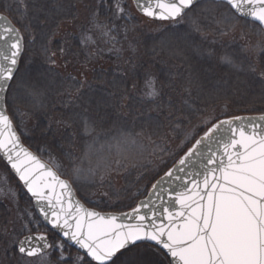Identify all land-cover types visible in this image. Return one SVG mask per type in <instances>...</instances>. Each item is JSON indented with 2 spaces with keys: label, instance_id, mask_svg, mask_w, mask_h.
<instances>
[{
  "label": "snow or ice",
  "instance_id": "6c2138e0",
  "mask_svg": "<svg viewBox=\"0 0 264 264\" xmlns=\"http://www.w3.org/2000/svg\"><path fill=\"white\" fill-rule=\"evenodd\" d=\"M16 3L18 19L22 21L28 5L26 0ZM136 3L145 16L166 22L173 29L187 22L199 32L201 18L210 16L227 29L240 26L242 36L243 29L253 24L258 28L251 31L257 36L264 35V0H143V3L136 0ZM114 6L117 19L122 18L124 7L120 3ZM3 7L9 10L12 5L4 3ZM52 7L58 12L46 16L42 23L54 34L60 27L57 15L61 11L67 15L73 5L68 4L65 11L59 0H52ZM115 27L93 25L102 36L108 37L105 42L116 40L111 35ZM173 29L161 28L159 36L153 39H158L162 46L173 40H188ZM24 41L21 29L0 15V156L36 199L35 207L43 217L29 219L14 239L0 237L5 252L14 249L16 264H28L26 258L37 256L41 264H52L53 253L55 264H264V114L235 116L214 123L211 118L204 120L205 125L211 126L194 143V133L185 132L181 149L187 150L155 181L145 200L128 212L101 214L73 200L72 183L81 179L85 160L89 163L87 171L93 176L100 172L101 181L104 173L111 171V164L102 157L92 166L95 145L101 135L97 127L110 118L107 111L101 115L108 102L103 96L94 95L97 90L91 84L84 90L85 84L70 74L59 81L58 87L63 88L60 94L67 97L63 106L71 109L68 120L77 126L84 147L78 163L68 152L67 164H56L58 169L66 168L72 183L61 179L22 146L23 122L14 124L20 112L16 107L17 94L25 87V78L42 83L46 89L57 83L59 75L51 67L37 66L18 76ZM80 43L88 45L95 41L82 32ZM254 47L264 51V42ZM41 51L46 64L57 63L56 51L47 45H42ZM59 51L62 54L64 49ZM218 60L235 73L256 72L255 65L238 62L235 54H219ZM260 76L264 78V69ZM25 91L34 100L44 94L35 85ZM147 95L153 101L161 95L154 79L148 81ZM148 126L154 130L162 127L158 119L151 117ZM116 133L112 137L115 145L108 147L109 150L116 147L118 154L125 151V146L137 144L138 137L153 142L151 134L146 135L143 128L140 132L117 128ZM140 148L143 149L142 144ZM128 159V155H123L115 163L121 166ZM57 188L61 190L59 193ZM31 225L37 230L50 225L52 239L46 234L33 235Z\"/></svg>",
  "mask_w": 264,
  "mask_h": 264
},
{
  "label": "trees",
  "instance_id": "16d2710c",
  "mask_svg": "<svg viewBox=\"0 0 264 264\" xmlns=\"http://www.w3.org/2000/svg\"><path fill=\"white\" fill-rule=\"evenodd\" d=\"M4 3L10 4L12 7L9 10H5L3 7ZM26 3L28 5L26 16L31 17V15L35 14V11L38 12L41 25L47 16V12L51 11L50 14L53 12V8L50 5L46 7L47 5L45 6L38 2L40 4L38 7V3L33 5L29 0H26ZM59 3L65 8V11H67L66 6L68 4L73 5V7L67 15L62 11L63 15L56 18L60 21V27L55 30L54 36L52 35V43H55V47L58 48L57 63L55 65L45 64V68L51 67L55 73L59 74L56 77L57 83L49 86L41 98L44 110L42 109L40 113L34 114V116H29L27 112H22L21 116L17 115L14 119V124L23 122L25 135H22L21 138L34 152L50 163L61 176H65L67 173L66 168L58 169L56 164L65 163L66 165L65 154L70 150L72 152L77 141L75 140L76 125L68 120L71 109L63 106L62 101L67 99V97L60 94L63 92V88L58 87V83L68 77L69 74L85 84L84 90H87V85L91 84L93 89L97 90L95 93H99L107 100L110 105V109L107 110L110 114L107 123L110 127L113 122L122 120L127 125L126 127L134 129V125L139 120L138 118H141L143 114L149 113L165 121L166 128L160 143L164 142L167 148L178 146V143L174 142L176 134H185V132L203 134L200 127L202 122H195L193 125L186 124V117L181 112V106L190 92L188 91L189 87L184 85L182 82L183 78L180 79V77L193 75L192 71L195 67L198 76L201 77L204 83L208 84V81L213 78L209 79V75L208 77L203 75L206 69L202 64L197 63L194 57L184 54L187 61L170 58L168 57L170 52L167 50L168 48L162 47L158 39H153L159 36L161 28L170 24L152 22L158 29L141 26L140 15L135 10L131 0H59ZM116 3H120L125 9V15L120 19H117L114 6ZM18 8L19 5L16 0H0V12L10 16L19 26L26 40L24 27L28 28V25L25 22L22 25L21 20L17 19L19 15ZM20 11H23V9H20ZM97 23L107 25L109 28L114 24L116 27L111 35H114L116 40L105 42L108 37L102 36L99 30L93 28V25ZM43 26L47 25L43 24ZM89 29H92V31H88ZM241 31L242 29L226 35L223 34L219 38V45L226 48L229 46L245 47L247 44L248 55L256 63L260 55L264 56V51L254 47L258 42L254 44L246 39V35L250 34L248 30H243V36ZM82 32H87L95 43L88 45L80 43ZM60 48L64 49L62 54L59 51ZM26 57L24 52L19 67L20 72H22ZM256 65L260 71H257V77L253 76L254 78H252L253 88L248 91H241L239 95H236V92L233 94L234 98L237 99V104L233 105L231 101L228 102L230 104L228 106H225L226 103L213 105L205 103L199 106L198 110L203 114L208 112L210 117H213L211 121L213 123L217 120L235 116L264 114V78L260 76L261 68L258 64ZM25 69L24 73H30L34 68L26 66ZM162 72L166 75L164 78H161ZM223 74L225 73L223 72ZM152 79L155 80L156 87L161 92V95L154 101L147 95L148 81ZM218 79L219 76H216L215 81ZM113 81H121L124 86L121 87L120 85L118 90L114 89ZM108 93L112 95L109 96ZM131 101H135L134 103L136 104H131ZM226 108L232 111L229 114H224ZM137 116L138 118H136ZM65 121H67V124ZM68 124H71V127ZM109 126L108 129L110 128ZM209 126H211L210 123L207 127ZM101 131L105 130L102 129ZM195 139H193L194 142ZM158 155H151L149 157L150 161L160 162L158 161ZM1 162L2 160L0 159V165L3 163ZM3 165L6 166L4 163ZM6 168L8 169L7 166ZM164 172L156 178L153 177V179L155 178L154 180L151 179V176L155 173L149 176H146L145 173L141 174L135 182L143 179L146 181V179L151 177V184L145 186L132 201L127 202L125 205L119 204L116 206L115 202L110 198H104L106 193L102 192V189H98L95 194L101 199L96 204H90L82 196L78 195L84 203L99 211H128L131 210V207H135L141 198L147 195L151 186ZM10 174L14 178L11 179L13 182L12 191L7 192L5 185H0V237L5 239H14L29 219L35 220L39 218L41 220L34 210L32 198L14 175L11 172ZM112 177L109 174L100 183L103 184L106 181L105 186L109 187L113 181ZM137 198L138 200H136ZM30 227L36 232H44L43 234L48 235L52 239V234L47 226H41L38 230L35 225ZM39 259L41 258H26V260L32 262ZM55 259L56 254L53 253L51 256L52 264H55ZM0 264H16L14 249L5 252V247L2 243H0Z\"/></svg>",
  "mask_w": 264,
  "mask_h": 264
},
{
  "label": "rangeland",
  "instance_id": "374dc122",
  "mask_svg": "<svg viewBox=\"0 0 264 264\" xmlns=\"http://www.w3.org/2000/svg\"><path fill=\"white\" fill-rule=\"evenodd\" d=\"M29 1H31L33 5L39 2L40 4H43L45 6L47 5L46 7H48V5L52 7V0H29ZM131 2L133 5L132 0ZM40 4L38 5V7L40 6ZM201 7H203V4H201ZM52 8H53L52 13L58 12L57 8L54 7ZM50 12H47L46 15L48 16ZM34 13L35 14L31 15V17L25 16L23 20L20 21L22 25L25 23L26 25H28V28L24 27V30L26 31V40L24 41L25 42L24 52L26 53L27 57L22 67V72H20L18 76L24 74L26 70L25 69L26 66H30L33 68H36L37 66L45 67L46 64L45 58L41 51L42 45H47L50 50L56 52L58 50V48L55 47V43H52V37L54 36V34L52 33L50 27L43 26V24L41 25L38 18L39 13L36 11ZM62 15L63 12L61 11L59 12V15H57V17H61ZM140 21H141L140 22L141 26L143 25L152 29L153 28L158 29L156 25L152 23L155 21L149 20L142 15H140ZM257 27L258 26L250 25L248 28L243 29L249 31L250 34L246 35V39H248L250 42H253L254 44L256 42H264V35L257 36L253 34V32L251 31V29ZM164 29H173V26L166 25ZM200 29L201 30L199 32H196L192 30V28L187 22L182 23L173 30H175L180 35H186L188 37V40L187 41L182 39L173 40L168 45L162 47L168 48L167 50L170 51L168 57L170 58H176L183 61H187L185 55L188 54L194 57L197 63L202 64L205 67L206 70L203 72L204 73L203 75L206 77H208L209 75L210 76L209 79L213 78L212 80L208 81V84L204 83L201 77L198 76L197 69L195 67L193 68L192 71L193 75H186L180 77V79L183 78L182 82L184 83V85L189 87L188 91L190 92V94L186 96L187 99L181 106L182 108L181 112L186 117V124L193 125L195 124V122L196 123L202 122L200 127L202 129L201 131L203 132L206 130L207 127V125H205L203 121L211 117L208 114V112L204 114L201 113L200 110H198L199 106L205 103L209 105H213L217 103H226L225 106H228L230 105L228 103L229 101H231L233 105L237 104V99L234 98L233 94H235L236 92V95H239L241 91H248L253 88L252 78L257 77V71L258 72L260 71L258 70V66L256 64H258L259 67L263 69L264 56L262 57V55H260V58L258 57L255 63L252 57L248 55L247 44L245 47L229 46L226 48H223L219 45L220 42L219 38H221L223 35L222 32L224 33V35L232 32H236L241 30L240 26H237L235 29H227L224 25L215 23L210 16H205L201 18ZM49 36L51 37V43H49ZM210 53L214 55H210ZM224 53L235 54L237 56L238 62L244 61L245 65L248 63L255 65L256 72L235 73L231 71L228 67L219 63L218 55ZM29 59L31 60V63L28 62ZM223 72L225 74H223ZM165 76H166L165 73L162 72L161 78H164ZM216 76H219V79L217 81H215ZM23 83L25 87H22L18 90L17 100H16V107L19 108L20 110L18 115L21 116L22 112H27L29 116H34V114L36 115L37 113H40L42 109L43 110L45 109L44 106H41L44 105L43 102L41 101L42 97H40L39 100H34L32 97H30L27 94L25 88L35 85L36 87L42 89L44 93L47 88L45 89L42 83L28 78H25ZM112 84H114L113 85L114 89L117 90L120 88V85L121 87L124 86L123 82L121 81H116V82L113 81ZM94 95L101 96L99 93H95ZM134 102L135 101H131V104L135 105L136 103ZM109 109H110V105L108 103V107L106 109L102 108L101 113ZM231 111L232 110H228L226 108L224 114L226 113L229 114ZM149 117L158 119L161 122L162 127L155 130L152 127H149L148 126ZM136 118H138V116ZM138 119L136 125H134L136 129L135 128L129 129L128 127H126L127 125H125V123L122 122V120L118 122H113V125L111 127L108 125L107 122L103 123V125L100 124L97 127V131L100 132L101 135H100L99 143L95 145L96 155L92 157V166H94L96 160L101 157L107 160L111 164V171L104 173V179L109 174L113 176L112 184L109 187L107 185L105 186L106 181H104L103 184L100 183L101 182L100 172H97V174L93 176L91 173L87 171V169L89 168V163L87 160H85L82 166L84 172L82 173V177L79 181L72 183L68 173L65 174L64 177L73 184L78 194L82 196L86 201H88V203L90 204L98 203V201L101 199L99 196L95 194L98 191V189H102V192L106 193L104 198L106 197L110 198L113 202H115L116 206H118L119 204L125 205L127 202L132 201L145 186H147L148 184L150 185L151 179L154 180L168 167H171L174 161L178 159L179 156L183 155L184 151L187 150L186 147L181 149V144L185 139V134H176V139H174V142L178 143V146L175 145V147L173 148L172 146L170 148H167L164 142L160 143L162 141V134L164 132V129L166 128L164 120H160V118L149 113H146V115L145 114L141 115V118ZM108 126L110 127L109 129ZM101 127L105 131H101L102 130ZM117 128H122L124 131H133V132H140L141 129L143 128L146 135L151 134L152 141L154 143L150 142L144 137H138L137 144L125 146V151L118 154L116 147H112L110 150L108 147L109 144L115 145V141L112 140V137L117 134L116 133ZM199 135H203V134H194L193 139L199 137ZM75 140H77L75 142L76 143L75 147L73 148L72 152L71 150L69 152L72 153L73 157L75 158V162L78 163L79 159L83 155L84 147L77 126H76ZM192 143H194V140H192ZM141 144L143 145V149L140 148ZM188 146H190V144ZM160 149H164L165 151H160ZM174 153L175 155H173ZM123 155H128L129 159L127 161H124L123 165L118 166L115 163V161L122 159ZM151 155H156V156L158 155L159 158L158 157L156 158H158V161L160 162L157 163L150 161L149 157ZM64 159L66 161V157ZM139 165H143V166L141 167ZM143 173H145L146 176H149L152 173L155 174L151 176L152 178L150 177L151 179L148 178L146 179V181L145 179H143L138 182H135L137 178L141 176V174ZM153 177L155 178L153 179ZM11 179L14 178L10 174V171L2 163V165H0V185H5L6 187L5 190H7V192H11L13 188V182ZM136 200H138V198ZM109 207H113V206H109ZM35 232L36 231L33 230V233ZM38 233L43 234L44 232L39 231ZM27 261L28 264H41V259L33 262L30 260Z\"/></svg>",
  "mask_w": 264,
  "mask_h": 264
},
{
  "label": "water",
  "instance_id": "95a60500",
  "mask_svg": "<svg viewBox=\"0 0 264 264\" xmlns=\"http://www.w3.org/2000/svg\"><path fill=\"white\" fill-rule=\"evenodd\" d=\"M133 1V4H134V7L136 8V10L138 11V13L139 14H141L142 16H144V17H146L147 19H149V20H152V21H156V20H154L153 18H150V17H147V16H145L144 14H143V12L141 11V9L137 6V3H136V0H132ZM141 3H143V0H141ZM0 15H3V16H6V17H8V19L16 26V24L12 21V19L8 16V15H6V14H4V13H0ZM156 22H159V21H156ZM17 27V26H16ZM21 62V61H20ZM19 66H20V64H19ZM258 116H260V115H250V116H240V117H258ZM21 144H22V146L24 147V148H26L29 152H31L34 156H36L37 157V159H39L40 161H41V163H43V164H45V165H47L49 168H51V170L52 171H54V172H57L46 160H44L43 158H41L38 154H36L35 152H33V150H31L24 142H23V140L21 139ZM1 158L4 160V162L9 166V168L11 169V171L13 172V174L17 177V179L22 183V185L24 186V183H23V181H21L20 179H19V175L15 172V170L14 169H12L11 168V165L10 164H8L7 163V160L5 159V158H3L2 156H1ZM57 174L60 176V174L57 172ZM60 178L61 179H65V180H68V179H66V178H64V177H62V176H60ZM70 182V181H69ZM71 183V182H70ZM24 188L26 189V191H27V188L24 186ZM72 189H73V192H72V198H73V200L74 201H76V200H78V201H80V203L85 207V208H87L88 210H95V211H97V212H100V211H98V210H96V209H93V208H90L89 206H87L79 197H78V195H77V193H76V191H75V189H74V187H73V185H72ZM56 191H57V193H59L61 190L59 189V188H57L56 189ZM150 191H152V189L150 190ZM149 191V192H150ZM27 193L31 196V198H32V200H33V205H34V209H35V211H36V213L39 215V217L41 218V220L43 219V217H42V215L40 214V212H39V208L38 207H35V205H36V203H37V201H36V199L32 196V194L31 193H29L28 191H27ZM147 196H148V194H147ZM147 196L146 197H144L143 199H141L140 201H142V200H145L146 198H147ZM139 201V202H140ZM41 203H44V202H41ZM126 212H128V211H126ZM101 214H119L118 212H100ZM49 229H50V225H46ZM38 234H40V233H33V235H38ZM74 250H75V248H73ZM37 257H39V256H37ZM32 258H36V257H32Z\"/></svg>",
  "mask_w": 264,
  "mask_h": 264
}]
</instances>
